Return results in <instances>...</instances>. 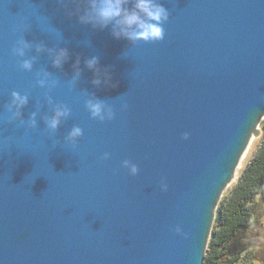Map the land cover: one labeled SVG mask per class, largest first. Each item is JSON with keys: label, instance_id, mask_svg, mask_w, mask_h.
I'll return each instance as SVG.
<instances>
[{"label": "water", "instance_id": "obj_1", "mask_svg": "<svg viewBox=\"0 0 264 264\" xmlns=\"http://www.w3.org/2000/svg\"><path fill=\"white\" fill-rule=\"evenodd\" d=\"M162 3L164 39L131 45L69 19L57 0H0V264H205L220 201L264 120V0ZM21 37L70 59L56 69L40 54L23 72L11 54ZM92 55L114 86L91 84ZM44 71L58 82L54 103L71 110L55 134L40 120L52 114L36 84ZM13 91L29 96L23 119L37 112L36 129L8 122ZM84 92L115 118L91 119ZM74 125L75 148L63 143Z\"/></svg>", "mask_w": 264, "mask_h": 264}, {"label": "clouds", "instance_id": "obj_2", "mask_svg": "<svg viewBox=\"0 0 264 264\" xmlns=\"http://www.w3.org/2000/svg\"><path fill=\"white\" fill-rule=\"evenodd\" d=\"M58 5L64 9L67 17H78L81 25H90L93 29L110 28L113 39H125L131 45L138 43H158L164 39V25L169 21V11L162 0H57ZM25 32L29 28L24 29ZM34 49L35 55H29ZM11 54L18 59V67L23 72H32L36 60L40 54H46L51 60L52 66L56 69H62L64 64L70 59L69 51L65 47L54 46L46 47L43 43L33 44L26 41L23 37L16 40L11 49ZM85 67L93 73L91 84L95 87L114 86L111 84L112 77L108 68L99 67V58L92 55L85 59ZM81 77L80 58L77 57L73 64V75L68 82L69 89ZM36 84L40 89H45V99L51 106L52 114L50 116H41L44 128L49 134H55L62 122L67 120L71 115V110L67 105L56 104L48 93L57 87L58 82L51 78L47 71L36 73ZM83 95L87 97L84 101V107L93 120L101 123L112 121L115 118L113 108L105 101L98 99L94 94L89 96L87 92ZM29 103V96L13 91L11 93L10 103L7 105L9 114V123H20L27 125L29 129L37 128V112H32L27 121L23 119V109ZM126 107V105H125ZM83 136V129L74 125L68 134L63 137V143L70 144L73 148ZM183 139L187 140L185 134ZM109 153H104L102 160H108ZM121 166L128 170L130 176L135 177L138 172V166L130 160H123ZM161 191H167V184L163 181L160 185ZM178 235L182 233L180 228H176Z\"/></svg>", "mask_w": 264, "mask_h": 264}, {"label": "trees", "instance_id": "obj_3", "mask_svg": "<svg viewBox=\"0 0 264 264\" xmlns=\"http://www.w3.org/2000/svg\"><path fill=\"white\" fill-rule=\"evenodd\" d=\"M264 129V126H263ZM264 201V138L233 190L221 202L205 264H238L243 240L256 226L251 203Z\"/></svg>", "mask_w": 264, "mask_h": 264}, {"label": "rangeland", "instance_id": "obj_4", "mask_svg": "<svg viewBox=\"0 0 264 264\" xmlns=\"http://www.w3.org/2000/svg\"><path fill=\"white\" fill-rule=\"evenodd\" d=\"M263 126H264V120L258 127V130L254 135V138L250 144V147L241 162V165L238 169L237 177L235 181L226 188L223 194V197L220 201V204L225 199V197L231 193V191L233 190V187L238 183L239 178L243 174L246 166L249 164L253 155L255 154L259 146L261 145L263 138H264ZM251 207L254 213V220L256 222V226L247 233L246 237L244 238L242 242L244 243L245 248L244 250L240 252V262L238 264H264V201L262 200L261 197H258L256 198L255 201L251 203ZM216 216H217V212H216ZM210 241H211V238H210ZM210 241H209V244H210Z\"/></svg>", "mask_w": 264, "mask_h": 264}]
</instances>
